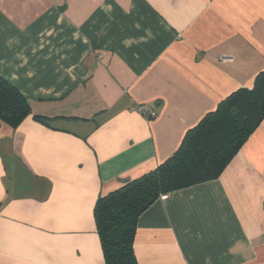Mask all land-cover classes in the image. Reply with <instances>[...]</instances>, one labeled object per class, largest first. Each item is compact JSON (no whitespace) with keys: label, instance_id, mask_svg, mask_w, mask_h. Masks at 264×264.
<instances>
[{"label":"crops","instance_id":"0c3cea01","mask_svg":"<svg viewBox=\"0 0 264 264\" xmlns=\"http://www.w3.org/2000/svg\"><path fill=\"white\" fill-rule=\"evenodd\" d=\"M263 70L264 0H0V75L51 118L0 126V264H106L98 198ZM134 250L264 264V120L218 178L145 210Z\"/></svg>","mask_w":264,"mask_h":264},{"label":"trees","instance_id":"16d2710c","mask_svg":"<svg viewBox=\"0 0 264 264\" xmlns=\"http://www.w3.org/2000/svg\"><path fill=\"white\" fill-rule=\"evenodd\" d=\"M35 114L29 98L0 75V126L17 128ZM153 116H150L152 118ZM264 120V70L251 89H239L189 129L178 150L154 170L101 195L95 221L106 264H138L134 239L138 219L158 198L220 176Z\"/></svg>","mask_w":264,"mask_h":264},{"label":"built area","instance_id":"2783aa9c","mask_svg":"<svg viewBox=\"0 0 264 264\" xmlns=\"http://www.w3.org/2000/svg\"><path fill=\"white\" fill-rule=\"evenodd\" d=\"M137 110L149 118L154 115L155 105H139Z\"/></svg>","mask_w":264,"mask_h":264}]
</instances>
